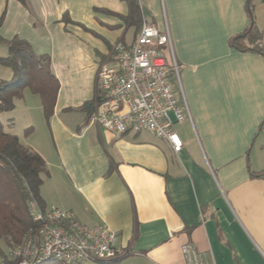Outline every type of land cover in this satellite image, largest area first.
Returning a JSON list of instances; mask_svg holds the SVG:
<instances>
[{"label":"crops","instance_id":"1","mask_svg":"<svg viewBox=\"0 0 264 264\" xmlns=\"http://www.w3.org/2000/svg\"><path fill=\"white\" fill-rule=\"evenodd\" d=\"M137 1L143 18L159 27L166 19L180 66L193 123L176 125L178 153L147 131L115 136L81 109L100 94L113 45L128 42L129 29L135 39L126 0H0L2 37L49 55L60 81L49 122L34 99L50 137L33 147L63 177L41 190L45 208L117 231L123 264H188L185 244L203 264H264V53L231 45L254 20L264 46V0H251L252 15L249 0ZM82 32L95 38L88 62L73 44ZM3 74L13 77L11 68Z\"/></svg>","mask_w":264,"mask_h":264},{"label":"built area","instance_id":"2","mask_svg":"<svg viewBox=\"0 0 264 264\" xmlns=\"http://www.w3.org/2000/svg\"><path fill=\"white\" fill-rule=\"evenodd\" d=\"M167 51L165 56L163 49ZM175 75L176 91L169 78ZM100 102L92 120L115 136L150 132L167 140L178 153L183 141L177 124L193 123L186 100L180 66L174 56L170 29L143 18L131 43L117 41L98 71ZM264 130V123H263ZM36 228L6 255L14 264H42L57 260L65 264L107 261L123 254L118 232L105 224L89 226L73 210L42 208L29 202ZM188 264H203L190 244L182 246Z\"/></svg>","mask_w":264,"mask_h":264},{"label":"trees","instance_id":"3","mask_svg":"<svg viewBox=\"0 0 264 264\" xmlns=\"http://www.w3.org/2000/svg\"><path fill=\"white\" fill-rule=\"evenodd\" d=\"M130 11L124 19L137 30L141 28L143 17L137 0H126ZM249 12L253 14V3L248 1ZM4 15L0 17V29ZM64 22H71L68 13L63 16ZM135 36V38H136ZM135 40V39H134ZM0 41L8 47V55L0 56V63L13 71L10 80L0 79V115L12 111L18 99L23 98L24 90L38 95L41 99L44 116L47 122L55 113L60 81L52 70L51 57L47 54H37L31 43L16 35L5 39L0 33ZM125 42V40H121ZM231 45L239 50H255L264 53L263 34L254 20L240 35L234 37ZM252 45L253 47H250ZM100 97L85 102L81 109L91 119ZM14 122L9 124L12 126ZM33 127L25 129L29 133ZM45 158L20 138L8 130L0 118V254L2 247H13L20 244L24 237L36 228V223L29 212V202L34 199L44 209L41 196L43 174L48 173ZM3 264H14L6 255ZM42 264H65L50 260ZM98 264H123L122 258L98 261Z\"/></svg>","mask_w":264,"mask_h":264},{"label":"rangeland","instance_id":"4","mask_svg":"<svg viewBox=\"0 0 264 264\" xmlns=\"http://www.w3.org/2000/svg\"><path fill=\"white\" fill-rule=\"evenodd\" d=\"M1 16V15H0ZM55 36L57 39H62L61 35L59 32H56L57 29L54 28L53 30ZM73 44H79L82 46V52H83V61L88 62L89 61V53L91 51V48L95 46V41L92 39H95L92 37L90 34L87 33H74L72 36ZM80 39H83L80 41ZM126 39L127 43L131 42L133 39V29H129L126 31ZM0 47H5L2 44H0ZM164 54L166 57H168L167 51L165 48L163 49ZM1 54V51H0ZM10 69L8 66L3 65L0 63V76L4 77L5 75L3 74V71ZM8 78V77H6ZM12 79V77H9L8 80ZM171 84L173 85L174 89L178 87L177 84V79L175 75H171L169 78ZM30 95V96H29ZM31 97V98H30ZM35 97V98H34ZM36 95H33L28 89L24 90V96L23 98L19 99L16 102V107L12 111H8L5 113H2L0 115L1 121L4 123L6 130L9 132L16 134L20 140L24 143L27 144V146H30L34 149V143L37 142V144H41L43 139H48L50 137V134L48 132L47 125L44 120V116L42 113L41 106L38 102H36L34 99L36 98ZM29 98L31 101H29ZM73 119L77 117V115L74 113ZM14 122L12 126L9 124ZM33 127L32 130H30L29 133L25 132V129ZM52 148V144L50 146ZM44 155V154H43ZM58 171L54 172L51 171V175L48 173L43 174L44 181L41 190H44L46 192H51L53 191L51 188V183H54V180L58 179V182L63 181V177L60 175V172L57 173ZM55 197L58 198L57 195ZM9 248L6 246L2 247V254H0V264H3L4 256L8 254ZM85 264H98L96 261H87Z\"/></svg>","mask_w":264,"mask_h":264}]
</instances>
